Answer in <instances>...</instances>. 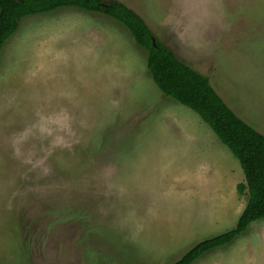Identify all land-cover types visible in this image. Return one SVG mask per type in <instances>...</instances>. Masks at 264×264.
<instances>
[{"label":"rangeland","instance_id":"obj_1","mask_svg":"<svg viewBox=\"0 0 264 264\" xmlns=\"http://www.w3.org/2000/svg\"><path fill=\"white\" fill-rule=\"evenodd\" d=\"M120 1L264 134V0ZM187 118L201 119L159 89L119 21L24 17L0 56V264H171L233 228L243 168ZM185 148L204 156L185 164ZM192 264H264V217Z\"/></svg>","mask_w":264,"mask_h":264},{"label":"trees","instance_id":"obj_2","mask_svg":"<svg viewBox=\"0 0 264 264\" xmlns=\"http://www.w3.org/2000/svg\"><path fill=\"white\" fill-rule=\"evenodd\" d=\"M62 7H77L105 13L122 23L137 44L147 51V68L159 89L167 96L198 113L239 160L245 182L239 194L247 204L237 224L220 234L205 238L171 264H192L206 252L232 242L249 225L264 217V134L242 119L223 99L208 75L181 60L158 40L145 19L120 0H0V56L21 20ZM155 39V43L154 40Z\"/></svg>","mask_w":264,"mask_h":264},{"label":"crops","instance_id":"obj_3","mask_svg":"<svg viewBox=\"0 0 264 264\" xmlns=\"http://www.w3.org/2000/svg\"><path fill=\"white\" fill-rule=\"evenodd\" d=\"M162 42V41H161ZM164 43V42H163ZM165 44V43H164ZM167 45V44H166ZM168 46V45H167ZM176 54V53H175ZM177 55V54H176ZM178 56V55H177ZM179 57V56H178ZM180 58V57H179ZM189 108V107H188ZM191 109V108H190ZM194 111V110H193ZM189 113H191V111H189ZM200 116V115H199ZM201 117V116H200ZM202 119V118H201ZM201 119H199L198 121L197 120H192V119H189V118H187V121H188V123H195V124H197V125H199V127H201L200 125V120ZM219 138V137H218ZM222 142V141H221ZM157 143H159V147H162V148H165V149H167V150H173L174 152L176 151V149H178V147L176 146V143H172V145H168L167 143H166V141H163V142H157ZM223 143V142H222ZM224 144V143H223ZM122 146H124V147H121V148H116L117 150H126V147H128L129 145H122ZM145 146H147V145H145ZM218 147V146H217ZM149 150H150V147H149ZM230 150V149H229ZM216 153H218V152H216ZM183 154H184V160H185V164H188L189 162H190V158H196V159H199V157H201V156H204L203 154H201V153H198L197 152V154L194 156V155H192V154H189L188 153V148H185V152H183ZM233 154V153H232ZM212 157L211 158H214L215 159V161L217 162V160H216V156H213V155H211ZM174 157H175V159H176V162H178V159H179V154L178 153H176L175 155H174ZM218 163H215V167H214V169H213V173L215 174V176L213 177V180H214V178H216L218 181H220L221 182V173L219 172V170H218ZM240 166H241V164H240ZM233 168H232V171H233V173L236 175L235 176V178L233 179V180H231V179H229L230 180V183H236V179H237V183H236V185L238 186V184L239 183H243V182H245V175H244V177L242 178V176H241V173H240V171L238 170V166H237V164L235 163L233 166H232ZM242 167V166H241ZM232 171H231V173H232ZM227 179V178H226ZM225 179V180H226ZM237 186H236V189H237ZM237 192H238V190H237ZM233 197H234V201H232L234 204H237V202H236V200L237 201H239L240 199L239 198H241V197H246L245 195H241V194H239V192L237 193V194H234L233 195ZM242 200V199H241ZM240 202V201H239ZM245 201H243V203H244ZM241 203V202H240ZM242 204V203H241ZM246 204H247V198H246V203L242 206L241 205V207H244V209H245V207H246ZM243 209V210H244ZM243 212V211H242ZM241 212V213H242ZM237 224V223H236ZM164 226H166V227H164V232L163 233H161V234H158L157 235V239L158 240H161V241H163L164 240V238L165 237H168V235H169V233H167L166 232V230H169V228L167 227V225H164ZM198 243V242H197ZM168 254V253H167ZM166 254V255H167ZM165 255V256H166ZM162 256V255H161ZM180 258V257H179ZM177 260V259H176ZM175 260V261H176ZM174 262V261H173Z\"/></svg>","mask_w":264,"mask_h":264},{"label":"water","instance_id":"obj_4","mask_svg":"<svg viewBox=\"0 0 264 264\" xmlns=\"http://www.w3.org/2000/svg\"><path fill=\"white\" fill-rule=\"evenodd\" d=\"M154 40V43H155V39H153Z\"/></svg>","mask_w":264,"mask_h":264}]
</instances>
